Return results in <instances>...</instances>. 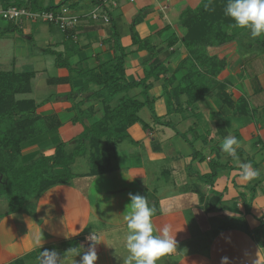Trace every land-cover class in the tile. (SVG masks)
I'll list each match as a JSON object with an SVG mask.
<instances>
[{
	"label": "crops",
	"instance_id": "obj_1",
	"mask_svg": "<svg viewBox=\"0 0 264 264\" xmlns=\"http://www.w3.org/2000/svg\"><path fill=\"white\" fill-rule=\"evenodd\" d=\"M42 1L45 6L49 2ZM82 2L76 8L78 13L86 15L95 2ZM200 2L117 0L116 6L109 9L112 24L84 16L73 30L71 41L63 32V39L54 41V48L49 43L45 44L46 51L63 52L74 44L70 57L72 66L78 69L95 68L102 61L114 59L115 51L109 45L115 30L127 52L126 77L137 80L150 70L152 57L149 49H140V44L134 43V29L143 40L141 44L147 41L148 46L155 47L161 62L167 64L169 69L166 75L148 80L151 84L150 100L154 102L156 113L163 121H171L186 137L178 134L174 128L158 124L151 112H146V116L142 117L148 108L141 109L139 116L142 122L133 124L129 128L130 138L117 145L119 152L114 169L100 175H90L89 169L85 173L87 176L80 181L85 184L84 193L79 189L80 182L77 180L80 178L77 177L75 181L55 185L40 197L27 201L22 211L0 217V264H14L16 260L34 253L36 256L25 258L26 264H33L45 249L65 250L64 253L67 252L73 259L66 264H79L88 248L83 243L84 236L92 232L101 241L97 245L98 260L95 264H123V258L128 255L123 246L126 234L123 217L130 211L127 207L130 192L145 196L155 208L152 220L156 234L169 225L170 235L175 236L176 247L159 260H166L168 264H221L222 257H228V264H253L255 260L257 264H264V50L251 39L250 34L249 40L247 37L240 38L241 43H237V47L211 50L218 53L224 50L221 56L227 57L228 67L218 81L226 82L225 91L230 95L233 106L228 104V99L220 97L219 87L184 113H169L164 96L166 84L169 88L175 87L187 73L186 69L178 68L188 55L183 44V29L179 24L181 14L188 7L196 8ZM244 30L249 31L247 28ZM171 36L179 40L169 47ZM253 48L259 50L254 51ZM35 73L37 75V71ZM58 75L68 76L69 71L59 68ZM172 75L177 81L171 85L168 79ZM255 77L258 85L252 81ZM49 78L55 77H48V84ZM84 81L78 77L72 84H56V90L43 100L30 98L39 105V114L55 113L63 125L58 131L24 143L22 152L25 162L42 154H53L63 140L68 141V149L76 144L72 138L78 136L84 126L73 122L76 112L72 109L74 102L68 99V95L72 90L77 92ZM257 87L262 91L256 93ZM97 89L98 86L89 85V91L79 93L74 101L90 96ZM141 92L142 88L136 87L128 94L143 100ZM21 96L18 94L17 97L28 98ZM244 97L247 105L236 112L235 107ZM182 98L187 100L186 95ZM117 99L112 102L113 105L117 104ZM92 104L95 113L92 118L85 119L87 125L104 115L103 104L93 99L84 102L82 108L86 109ZM143 123L148 125L147 128ZM228 135H234L241 142L237 149L239 162H248L259 170L260 175L256 179H240L238 162L220 150V144ZM56 171L63 172L60 167ZM210 174H214V178ZM165 184L173 185L174 193L164 191L163 185L168 187ZM188 186L193 189L190 193L193 195L191 203L184 207L179 204L172 207V195L188 193L191 190ZM195 193L200 196L196 197ZM162 208L169 210L167 214L161 213ZM200 209L205 211L203 215L209 220L224 223L217 229L203 231L196 216V210ZM7 210L8 206L2 201L0 213ZM224 220L233 223L225 225ZM208 231H213L209 243L201 237L200 241L204 244L193 245L194 237L203 236ZM78 239V244L68 243ZM114 246L119 249L113 250ZM74 247H81L80 255L75 256L71 251ZM64 253H59L63 259L67 258Z\"/></svg>",
	"mask_w": 264,
	"mask_h": 264
},
{
	"label": "trees",
	"instance_id": "obj_2",
	"mask_svg": "<svg viewBox=\"0 0 264 264\" xmlns=\"http://www.w3.org/2000/svg\"><path fill=\"white\" fill-rule=\"evenodd\" d=\"M79 1L83 0H59L58 2L49 0L45 6L42 0H1L3 9L18 6L32 10L57 9L64 5L77 6ZM226 4L227 0H201L196 8L188 7L182 12L179 24L183 29V44L188 55L181 61L178 68L186 69L187 73L175 87L169 88L166 84L164 88L169 113H184L207 93L218 87L220 97H224V100L228 99L226 100L228 104L233 106L230 95L225 91L226 82L218 81L228 67L227 57L221 56V53H225L224 50L219 53L211 50L237 47V43H241L240 38L247 37L249 40L250 31L244 30L246 28L233 27L234 21L224 14ZM11 26L16 28L14 22H11ZM132 31L134 43L140 44V49H149L152 57L149 64L150 70L145 72L143 78L137 80H129L126 77L127 52L122 45L119 33L115 30L113 41L109 45L115 51L114 59L102 61L95 68L78 69L72 66L70 57L73 54L74 44L64 52L47 50L56 57L58 67H65L69 71L68 76L49 78L50 84H72L78 77L85 79L77 92L72 90L68 95V99L74 102L72 109L77 105L73 122L82 123L84 128L78 136L72 138L76 144L71 149H68V141L63 140L58 143L53 154H42L29 162L24 161L22 145L43 134L58 131L63 122L55 113L39 114L37 112L39 105L34 99L17 97L18 94L31 92V80L36 77L35 71H0V177L2 176L0 200L4 199L3 203L8 206L7 212L0 213V217L7 213L22 211L27 201L40 197L55 185L70 182L74 177L71 165L78 157L89 156L90 175L112 171L114 166L110 160L111 157L116 159L117 145L130 138L129 128L133 124L142 122L139 112L145 107L150 110L158 124L174 128L178 134L186 137L171 121H163L157 115L154 102L150 100L151 84L148 80L151 77L159 78L162 74L166 75L169 72L167 64L161 62L155 47L148 46L147 41L142 45L143 40L134 29ZM73 32H64L69 41L73 37ZM251 39L264 50V35L257 38L251 37ZM178 40V37L171 36L168 46L176 44ZM168 81L172 85L177 79L172 75ZM252 81L258 85L257 77L252 78ZM91 84L98 86V89L94 90L90 96L75 102L79 93L84 94L89 91ZM136 87L142 88L143 100L128 94ZM261 91L260 87L256 88V93ZM183 95L187 96V100H183ZM92 99L103 104L104 115L101 119L87 125L85 119L93 117L95 106L92 104L83 109L82 104ZM116 99L118 102L113 105L112 102ZM246 100L245 97L240 100V104L235 107L236 112L241 111L243 105H247ZM143 125L146 128L148 126L146 123ZM59 167L62 168V173L56 171ZM214 176L210 174V177L214 178ZM79 242L78 239L68 243L78 244ZM30 255L32 257L35 254H28L16 260L14 264H26L25 258H29Z\"/></svg>",
	"mask_w": 264,
	"mask_h": 264
},
{
	"label": "clouds",
	"instance_id": "obj_3",
	"mask_svg": "<svg viewBox=\"0 0 264 264\" xmlns=\"http://www.w3.org/2000/svg\"><path fill=\"white\" fill-rule=\"evenodd\" d=\"M224 14L233 21V27L247 28L252 38L264 35V0H227ZM241 142L234 136H225L220 144V150L234 161L238 162L239 177L244 181L256 179L260 173L248 162H239L237 149ZM130 211L123 217L126 221V234L123 246L128 255L123 258V264H157L160 257L171 253L177 245L175 236L170 235V226L165 225L160 234H156L152 217L155 208L150 205L145 196L139 193H128ZM167 214L168 209H161ZM86 240L89 241L87 251L83 253L79 264H95L98 260L97 245L101 242L94 232ZM81 247L71 251L80 255ZM228 257H222L221 264H228ZM38 264H66L65 260L55 250L45 249L37 257ZM253 264H257L256 260Z\"/></svg>",
	"mask_w": 264,
	"mask_h": 264
},
{
	"label": "rangeland",
	"instance_id": "obj_4",
	"mask_svg": "<svg viewBox=\"0 0 264 264\" xmlns=\"http://www.w3.org/2000/svg\"><path fill=\"white\" fill-rule=\"evenodd\" d=\"M2 11L3 4L0 0V71H37L36 77L31 80V92L28 94L26 93L25 95L22 94L21 97L43 100L47 98L50 94H52L54 90H56V85H54L53 87V85L48 84L46 81L47 78L59 77V68H65L58 67L56 65V57H54L50 52L45 50V44L49 43V45L54 48L53 46H56L55 44H53L55 43L54 41L63 39L64 33L59 28V26L55 24L45 23L42 21L25 20L22 23L16 24V28L12 27L11 21L2 17ZM253 50L258 51L259 49L253 48ZM75 108H77V105L75 106ZM75 108L73 111H76ZM146 112L149 113L150 110L147 109V111H144L142 113V117L146 116ZM110 161L111 164H116L115 158L112 159L111 157ZM90 168L91 164L89 156L81 157L80 159H78L76 161V164L71 165V171L74 174V177L71 179V181H75L80 178V180H77L80 182L84 176H87V174L85 173L88 172ZM157 183L162 184V182ZM78 184L79 189L82 191V193H84V189L86 190L84 182L82 181ZM165 185H167L168 187H164L163 185L164 191L168 190L170 193L171 191L172 193H174L175 188L173 187V185ZM187 188L191 189L188 191V193L186 192L182 195L181 193L177 195H172V207L178 204L181 207H184L188 206V204L191 203L193 195H191L190 193L193 191V189L191 186H188ZM195 196L198 197L200 195L198 193H195ZM2 200L4 199H1L0 203H2ZM195 201L198 202L199 200L196 199ZM204 212L205 211L201 209L196 210V216L198 219L197 221L199 223V226L202 227L203 231L217 229L220 225L224 223L216 219L209 220L208 218L204 217ZM232 223V221H226L225 225H231ZM212 236L213 231H208L206 234H203V236L200 234L192 239L193 245H203L204 242L201 243L200 241L201 237L203 238V240L206 239V242H208ZM208 243H205V245H208ZM117 249H119V247H113V250ZM64 251L65 250L60 251L59 249V252H57L62 254L64 253ZM124 251H126L125 248ZM64 254L66 255L67 252H65ZM64 260L65 262L73 261L72 256H68V254L67 258H65ZM35 262L33 264H38V261ZM157 264H168V262L166 260H158Z\"/></svg>",
	"mask_w": 264,
	"mask_h": 264
},
{
	"label": "built area",
	"instance_id": "obj_5",
	"mask_svg": "<svg viewBox=\"0 0 264 264\" xmlns=\"http://www.w3.org/2000/svg\"><path fill=\"white\" fill-rule=\"evenodd\" d=\"M134 1V0H130ZM117 0H96L93 9L86 15L78 13L77 8L82 5L83 2L79 1L77 6L64 5L57 9H41L32 10L28 7L9 6L2 11V17L16 24L22 23L25 20L42 21L49 24H55L63 32L73 31L79 25L82 17L88 16L92 20L103 21L106 24L111 22L109 9L116 6ZM77 7V8H76ZM90 234V233H89ZM83 239L84 244H89L86 237ZM96 234V233H94ZM97 235V234H96ZM98 238V235H97Z\"/></svg>",
	"mask_w": 264,
	"mask_h": 264
}]
</instances>
